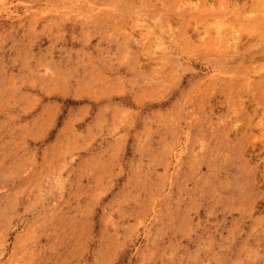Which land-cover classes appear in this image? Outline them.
I'll use <instances>...</instances> for the list:
<instances>
[{
    "label": "rangeland",
    "instance_id": "obj_1",
    "mask_svg": "<svg viewBox=\"0 0 264 264\" xmlns=\"http://www.w3.org/2000/svg\"><path fill=\"white\" fill-rule=\"evenodd\" d=\"M0 264H264V0H0Z\"/></svg>",
    "mask_w": 264,
    "mask_h": 264
}]
</instances>
